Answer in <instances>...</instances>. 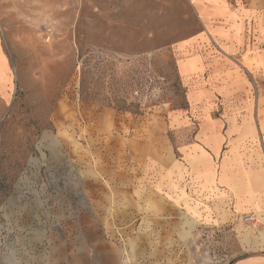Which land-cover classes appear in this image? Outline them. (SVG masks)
<instances>
[{
	"label": "rangeland",
	"instance_id": "374dc122",
	"mask_svg": "<svg viewBox=\"0 0 264 264\" xmlns=\"http://www.w3.org/2000/svg\"><path fill=\"white\" fill-rule=\"evenodd\" d=\"M204 30L194 0H0L9 64L0 73V264H53L49 241L94 261L99 244L81 243L78 215L112 247L113 264H232L247 254L240 229L199 222L126 168L149 120L188 108L178 47ZM258 80L251 91L264 95ZM195 129L168 131L174 148Z\"/></svg>",
	"mask_w": 264,
	"mask_h": 264
},
{
	"label": "crops",
	"instance_id": "0c3cea01",
	"mask_svg": "<svg viewBox=\"0 0 264 264\" xmlns=\"http://www.w3.org/2000/svg\"><path fill=\"white\" fill-rule=\"evenodd\" d=\"M194 3L205 30L178 47L188 108L163 110L157 115L160 120H149L146 137L129 146L126 168L135 172L129 180L143 173L173 208L199 222L234 225L247 254L232 264H264V95L250 87L264 79V0ZM206 38L215 43L214 50L206 48ZM8 68L0 41L4 78ZM219 97L235 100L239 107L218 109ZM245 100L254 101V107H243ZM192 121V141L174 148L168 131L186 128ZM86 220L77 217L78 238L99 244L96 259L49 241L53 264H113L112 247L98 235L96 225L85 227Z\"/></svg>",
	"mask_w": 264,
	"mask_h": 264
},
{
	"label": "water",
	"instance_id": "95a60500",
	"mask_svg": "<svg viewBox=\"0 0 264 264\" xmlns=\"http://www.w3.org/2000/svg\"><path fill=\"white\" fill-rule=\"evenodd\" d=\"M26 170H27V168H26ZM14 189H15V190H19V189H20L19 184H16L15 187H14Z\"/></svg>",
	"mask_w": 264,
	"mask_h": 264
},
{
	"label": "built area",
	"instance_id": "2783aa9c",
	"mask_svg": "<svg viewBox=\"0 0 264 264\" xmlns=\"http://www.w3.org/2000/svg\"><path fill=\"white\" fill-rule=\"evenodd\" d=\"M244 219H245V220H249V219H250V217H249V216H246Z\"/></svg>",
	"mask_w": 264,
	"mask_h": 264
}]
</instances>
